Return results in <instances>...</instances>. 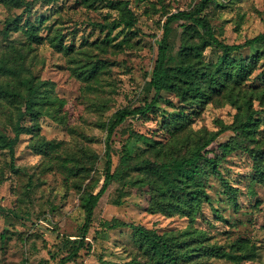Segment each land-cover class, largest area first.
Wrapping results in <instances>:
<instances>
[{"label": "rangeland", "instance_id": "374dc122", "mask_svg": "<svg viewBox=\"0 0 264 264\" xmlns=\"http://www.w3.org/2000/svg\"><path fill=\"white\" fill-rule=\"evenodd\" d=\"M126 1L135 18L131 27L124 24L120 8L103 2L85 6L80 0H22L20 4L0 0V64L42 82L39 115L25 114L21 119L23 125L36 129L18 136L16 170L9 167L6 149L0 148V264H56L65 254L67 239L77 236L83 221L81 196L86 189L96 191L103 178L104 124L120 107L136 106L151 94L144 86L162 22L166 14L191 9L198 0ZM201 13L217 38L227 43L242 42L264 31V0H208ZM17 16L20 24L13 26L11 21ZM25 17L33 20L38 41L30 38L26 25L21 26ZM172 25L176 31L171 36L170 65L182 61L206 69L216 64L221 57L218 47L205 45L198 55L184 48L199 43V29L182 30L177 22ZM50 39H60L61 48ZM262 50L254 44L229 57L246 58ZM93 64L95 72L84 78ZM263 69L264 54H260L251 72L230 92L229 86L207 90L202 98L163 90L151 111L120 123L111 135L113 166L120 171L122 151L130 157L94 207L85 237L89 246L64 264L146 261L129 223L171 235L194 253L192 264H264V183L256 173V166L264 168V160L254 159L239 146L223 154L217 143L235 139L232 130L221 132L206 147L218 172L206 170L203 189L207 196L192 216L150 211L149 207H168L175 200L155 192L137 166L142 159L159 163L187 155L212 132L231 126L245 113L235 103L237 89L264 90ZM19 76L0 71V84L24 92ZM21 102L0 92V132L13 134ZM263 108L264 97L250 101L249 109L257 110L261 123L249 145L264 146ZM44 141H50V148L38 151ZM224 182L232 187L234 202ZM194 231H201L202 236ZM212 243L221 245V256L198 253L200 247Z\"/></svg>", "mask_w": 264, "mask_h": 264}, {"label": "trees", "instance_id": "16d2710c", "mask_svg": "<svg viewBox=\"0 0 264 264\" xmlns=\"http://www.w3.org/2000/svg\"><path fill=\"white\" fill-rule=\"evenodd\" d=\"M13 4H20L22 0H3ZM52 1V0H47ZM85 6H93L98 2H103L110 7H118L122 10V20L126 26H133L135 23L134 14L128 6L126 0H80ZM208 0H198L196 5L191 9H178L166 14L162 22V33L157 45L156 55L153 66L148 79L145 82V91L150 92L149 96H145L142 103L136 106H123L117 109L104 124L105 134L103 139V178L96 191L86 189L81 196V206L83 209V221L79 227L76 237L67 239V248L56 264H64L65 262L75 258L79 249L86 248L89 243L85 241L86 234L91 225L94 207L105 191L111 180L119 177L125 167L124 163L130 157L127 151H122V165L119 169L113 166L112 160V138L115 128L122 123L127 117L135 115H143L151 111L161 100L160 92L166 89L176 91L182 97L188 95L190 97L202 98L207 90H221L229 86L228 92L235 88L241 79L244 78L253 69L260 54H264V31L259 32L242 42L227 43L217 38L213 27L207 17L201 13ZM20 16L13 19V26L20 24ZM180 20H182L180 22ZM177 22L182 26V30L189 27H196L200 30L199 43L184 45V48L193 50L194 54H201V50L205 45L212 44L221 51V57L213 67L206 69L196 68L190 63L180 61L174 65L169 64L171 36L176 31L173 23ZM28 35L34 41H38L40 37L34 31V22L25 17L21 26H25ZM50 43L57 49L61 48V41L50 39ZM254 44L261 45L262 51H255L246 58L233 59L229 54L233 51L251 46ZM96 64L87 69L84 78H87L95 72ZM0 71L16 74L19 73L12 67L0 64ZM264 74V69L262 70ZM86 72V70L84 71ZM201 78V79H200ZM19 88L9 89L0 84V92L11 97L22 99L19 105V114L16 117L12 129L13 134L7 135L0 132V148H5L9 156V167L16 170L14 165V146L17 143L18 136L22 132L36 129L34 125L25 126L21 123V119L25 114H29L32 118L37 117L40 113L39 105L42 103L40 99L39 89L42 86L41 81H35L34 77L19 76ZM242 91V92H239ZM264 90L257 93L248 92L246 90L237 89L235 93V103L238 107H244L245 113L239 117L231 126L225 125L212 132L202 142L197 143L187 155L174 157L159 163L152 162L148 159L140 160L138 168L144 172L145 179L150 182L155 192L167 198H173L174 203H167L168 207H149L150 211H162L167 214L181 213L183 215L192 216L198 208L201 199L206 198V192L203 189V181L206 170L218 172L216 161L213 155H209L207 145L214 141L216 136L225 130H232L235 139L219 141L217 146L223 154L229 153L235 147H241L249 152L254 158L264 160V146L255 144L249 145L248 141L254 138L257 133L258 126L261 123V117L257 114L256 109H249L250 101L256 98L263 99ZM264 111V108L262 109ZM172 122V121H170ZM38 128V127H37ZM134 136L145 140L142 134L134 133ZM50 141H44L37 147L38 151H45L50 148ZM124 150V148L122 149ZM256 173L259 180L264 183V168L256 166ZM228 197L234 202V191L232 187L224 182ZM118 203V201L116 202ZM0 210L3 207L0 205ZM216 217H221L219 213H215ZM136 233V241L139 248L147 255L146 261H140L135 258L114 264H192L193 252L181 246V244L173 241L171 235L157 234L155 231L145 228L141 225L128 224ZM197 237H201V231H194ZM1 236L2 233H1ZM185 242V239L181 241ZM233 248H236L233 246ZM148 252L149 254H147ZM199 254L209 256H221L223 249L221 245L207 244L200 247Z\"/></svg>", "mask_w": 264, "mask_h": 264}]
</instances>
